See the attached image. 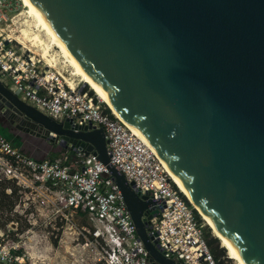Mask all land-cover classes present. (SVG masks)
<instances>
[{"label":"water","instance_id":"obj_1","mask_svg":"<svg viewBox=\"0 0 264 264\" xmlns=\"http://www.w3.org/2000/svg\"><path fill=\"white\" fill-rule=\"evenodd\" d=\"M57 38L248 264H264V0H31ZM9 125L95 155L149 264L157 203L108 162L102 128L70 127L0 82ZM75 128V127H74ZM152 208V207H151Z\"/></svg>","mask_w":264,"mask_h":264},{"label":"built area","instance_id":"obj_2","mask_svg":"<svg viewBox=\"0 0 264 264\" xmlns=\"http://www.w3.org/2000/svg\"><path fill=\"white\" fill-rule=\"evenodd\" d=\"M17 1L0 0V82L57 122L68 120L75 130L77 126L102 128L109 164L132 182L138 195L158 201L148 206L157 211L146 230L157 249L177 264H217L203 237L202 223L154 149L106 111L83 83L67 81L31 50L16 47L7 21ZM71 149V158L63 154L34 160L0 133V176L15 180L18 186L41 189L58 215L83 216L91 225L92 238L102 242L103 264H149L147 251L137 239L120 191L105 166L79 145ZM17 248V243L3 242L0 232V264H28L15 252Z\"/></svg>","mask_w":264,"mask_h":264},{"label":"rangeland","instance_id":"obj_3","mask_svg":"<svg viewBox=\"0 0 264 264\" xmlns=\"http://www.w3.org/2000/svg\"><path fill=\"white\" fill-rule=\"evenodd\" d=\"M21 9L23 6L18 0L16 9L8 12V17L10 14L13 17L12 22L7 21V24L12 29L16 28L10 34L11 36L17 35L15 31L20 28L21 22L18 20L19 17L15 18V15ZM15 45L17 48L23 46L17 42ZM24 48L29 49L26 46ZM52 49L54 52L57 51L55 46ZM29 50L33 52L32 49ZM39 59L40 62L52 66L49 62L43 61L44 59ZM52 67L57 69L63 77L70 78L72 82L80 81L78 75H68L69 66L60 69L58 65ZM80 83L83 82L80 81ZM83 84L90 89L87 84ZM90 91L94 93L91 89ZM100 104L109 112L110 109L105 103L100 101ZM37 142L40 147L49 148L52 155L66 154L69 158L73 155L71 148H60L57 144L40 137L37 138ZM21 185L18 186L15 180L0 176V232L3 234V242L17 243V251L23 255L24 261L28 264H103L102 242L92 238L91 225L83 216L74 213H65L63 216L56 214L52 205L46 201L47 198L41 189H29ZM8 189H14V191L8 192ZM186 201L189 202L188 199ZM190 205L194 208L191 203ZM194 210L202 223L205 241H211L207 245L211 255L219 252V256L215 258L217 264H236L212 235L198 211L195 208ZM53 240L54 244H52ZM212 247L214 248L211 249Z\"/></svg>","mask_w":264,"mask_h":264},{"label":"bare ground","instance_id":"obj_4","mask_svg":"<svg viewBox=\"0 0 264 264\" xmlns=\"http://www.w3.org/2000/svg\"><path fill=\"white\" fill-rule=\"evenodd\" d=\"M19 1L22 3L23 9L17 12L15 18L19 17L18 20H20L21 25L20 28L17 31H15L17 35H14V39L18 43H21L23 47L26 46L29 49H32L33 54L37 55L41 59H44L43 61L49 62L50 64H52V66L58 65L59 69L63 68L64 66H69L70 73H68V75L69 74L78 75L80 81L87 84L90 87V89L94 91L95 93L94 95L102 103H105L107 105V107L110 109V110L108 109L109 112L114 117L120 120L126 127L132 130L138 136H140L143 139V141H145L149 146H151L146 141V139L138 131L135 130V128L132 125L124 123L123 117L120 115V112L116 109V107L113 104L110 103L109 99L104 94V92L99 87H97V83L94 81V79L91 76L87 75V71L84 68L79 67L77 59L73 55H70V52L66 49L63 43L57 38V36L50 29V27L44 23L43 17L40 15L39 11L35 8L31 0H19ZM14 29L16 28H13L12 30ZM53 46L57 48V51L55 52L52 51ZM65 79L67 81L70 80V78L67 79L66 77ZM163 164L165 163L163 162ZM165 166L173 183L179 189L181 194L183 193L182 195L189 200V202L201 215L204 222L209 227L212 235L220 242L221 247H223L226 250L228 257L233 259L236 264H248L243 257H238L237 251L233 248V246L227 243L226 238L220 233V231H218V229L212 224L209 218L201 211L199 206L196 204V202L193 200L190 194L186 191V189L183 187V185L180 183V181L177 179L174 173L170 172L169 167L166 164ZM194 208L192 207V209Z\"/></svg>","mask_w":264,"mask_h":264},{"label":"crops","instance_id":"obj_5","mask_svg":"<svg viewBox=\"0 0 264 264\" xmlns=\"http://www.w3.org/2000/svg\"><path fill=\"white\" fill-rule=\"evenodd\" d=\"M0 127L2 129L0 133L6 137V139L10 140L9 142L24 155L34 160L58 156L54 154L52 155V153L48 150L49 148L45 149L44 147H40L37 142V138L39 137L14 128L1 116Z\"/></svg>","mask_w":264,"mask_h":264},{"label":"trees","instance_id":"obj_6","mask_svg":"<svg viewBox=\"0 0 264 264\" xmlns=\"http://www.w3.org/2000/svg\"><path fill=\"white\" fill-rule=\"evenodd\" d=\"M60 147V146H59ZM61 148V147H60ZM71 152H73L72 151V149L70 150ZM63 155V154H62ZM11 191H14V189H10V192ZM185 199V198H184ZM186 201V200H185ZM187 202V201H186ZM190 205V204H189ZM191 206V205H190ZM192 207V206H191ZM192 212H193V214H194V216L196 217V219L199 221V217L196 215V213H195V210L194 209H192ZM201 222V221H200ZM203 234H204V230H203ZM204 237V236H203ZM54 240H53V242H52V244H54ZM211 243V241H206V244L207 245H209ZM214 247H212L211 249H213ZM214 250H216V249H214ZM16 253H19V251H15ZM213 258H214V260L216 261V257H218L219 256V252H215V253H213Z\"/></svg>","mask_w":264,"mask_h":264},{"label":"flooded vegetation","instance_id":"obj_7","mask_svg":"<svg viewBox=\"0 0 264 264\" xmlns=\"http://www.w3.org/2000/svg\"><path fill=\"white\" fill-rule=\"evenodd\" d=\"M2 117V116H1ZM4 118V117H3ZM5 119V118H4Z\"/></svg>","mask_w":264,"mask_h":264}]
</instances>
